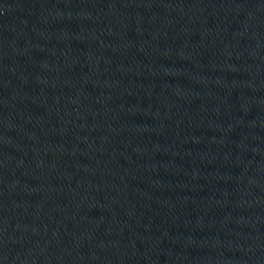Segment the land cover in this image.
I'll return each instance as SVG.
<instances>
[{
  "label": "water",
  "instance_id": "water-1",
  "mask_svg": "<svg viewBox=\"0 0 264 264\" xmlns=\"http://www.w3.org/2000/svg\"><path fill=\"white\" fill-rule=\"evenodd\" d=\"M0 264H264V0H0Z\"/></svg>",
  "mask_w": 264,
  "mask_h": 264
}]
</instances>
